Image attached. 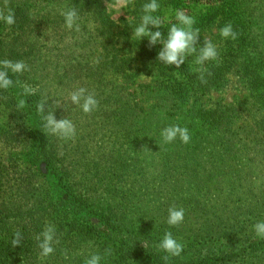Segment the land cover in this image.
<instances>
[{
	"label": "trees",
	"instance_id": "trees-1",
	"mask_svg": "<svg viewBox=\"0 0 264 264\" xmlns=\"http://www.w3.org/2000/svg\"><path fill=\"white\" fill-rule=\"evenodd\" d=\"M109 2L0 0L15 13L13 25L0 21V60L30 69L9 72L13 86L0 89V105L16 104L8 120L20 149L0 143V264H84L94 253L100 264H264V239L253 229L264 221V0H157L153 15L165 36L182 9L195 17L200 43L217 46L218 61L204 65L207 83L198 79L196 54L177 69L157 60L162 45L132 36L150 0L128 1V16L118 19ZM69 8L80 32L65 27L61 12ZM228 23L235 40L219 34ZM141 75L148 79L138 82ZM24 84L33 95H22ZM232 85L246 92L243 102L211 97ZM78 87L99 101L91 119L68 98ZM19 99L27 101L21 110ZM41 100L56 119L74 123L73 139L44 133ZM243 119L261 134L244 137L236 127ZM173 124L188 128V143L162 142L161 130ZM173 205L184 220L170 227ZM46 224L59 243L41 257L35 237ZM17 230L23 239L12 247ZM166 231L184 245L167 262L156 248Z\"/></svg>",
	"mask_w": 264,
	"mask_h": 264
},
{
	"label": "clouds",
	"instance_id": "clouds-1",
	"mask_svg": "<svg viewBox=\"0 0 264 264\" xmlns=\"http://www.w3.org/2000/svg\"><path fill=\"white\" fill-rule=\"evenodd\" d=\"M128 0H116L117 5H124ZM160 9V4L157 0L143 4L140 23L133 29L132 36L139 40L147 37L149 46L157 44L162 45L158 52L157 60L169 65L175 66L177 69L185 63L188 56L196 54L195 63L201 67L196 69L199 72L198 79L201 83H207L205 73L211 75V72L204 67L207 61H218L219 53L217 46L208 38H204L203 43H200V29L195 28L196 19L188 15L184 10L177 9L175 19L177 23L172 24L166 36L159 30L163 26V21L159 16L153 15ZM64 17V24L68 30L81 31L78 23L79 15L75 8H69L61 12ZM0 21L11 26L15 23V13L8 9L6 12L0 9ZM152 26L156 31L150 30ZM220 36L224 39L231 38L235 40L237 33L233 30L231 23L226 24L220 29ZM30 70L28 65L23 61H12L9 59L0 60V89H8L13 86L14 81L9 77V72L12 74H22L24 71ZM22 95H33L34 89L28 84L22 85ZM71 103L77 105L85 114H91L99 106V101L95 98V92L89 91L85 87H78L71 91L68 95ZM27 106L25 99H19L17 102V110H21ZM58 106V105H57ZM47 108V111H46ZM37 113L43 120L44 133L54 135L62 140L73 139L76 135V127L74 123L67 117L56 119L51 106L47 105L46 100H41L36 105ZM162 142L165 144L171 143L177 138L183 143L190 141V134L187 127H181L179 124H173L164 127L161 130ZM167 224L170 227H175L181 224L184 220V209L175 205L168 208ZM255 235L264 239V221H258L253 225ZM23 239L22 233L17 230L11 240L12 247L21 244ZM38 241L40 256L47 257L51 255L55 249L53 243H59L56 239L55 226L46 224L44 230L35 237ZM158 250L166 253L163 256L164 261H168L170 257H178L184 249V245L174 238L171 231H166L156 245ZM110 249H105V255H110ZM102 256L99 253L92 254L84 261V264H100Z\"/></svg>",
	"mask_w": 264,
	"mask_h": 264
},
{
	"label": "rangeland",
	"instance_id": "rangeland-1",
	"mask_svg": "<svg viewBox=\"0 0 264 264\" xmlns=\"http://www.w3.org/2000/svg\"><path fill=\"white\" fill-rule=\"evenodd\" d=\"M130 1V0H128ZM128 3L124 5H117L116 0H112V2H109L107 4L108 9L111 13V16L114 19H118L119 17L122 16H128ZM148 78L144 77L143 75L138 77V82H142L145 80H147ZM137 89L140 91L139 87H133L131 89ZM246 96V92L242 91L241 89L238 88H234V86H230V89L225 90L224 92L221 93H214L211 95V97L215 100L217 98H222L224 100V102L226 103H232V104H238V102H243L244 97ZM139 104H141V102H139ZM143 107H148V103H144L142 102L141 104ZM154 105V103H151L150 106L152 107ZM15 107L16 104L14 102L8 101L7 100V104L4 105H0V128L2 130V132L4 133V139L5 140H0V143L2 141H9L10 142V148L12 149V153L17 152L18 155L20 154V149H16L13 148V143L14 141L12 140V133H13V127H14V123H12L11 120H8L9 116H13L15 115ZM77 111H80L81 109L76 106V108H74ZM82 111V110H81ZM89 118L91 117V114L88 115ZM241 116H243V118H247L245 114H241ZM160 117V116H159ZM91 119V118H90ZM249 120H242L238 123H236V127H241L242 129H240V132H247L249 135V139L252 140L254 139L256 136H259L260 130L258 128H256L255 123H250L248 122ZM83 125L87 124V123H82ZM91 124V123H90ZM95 123H92V125H94ZM11 133V134H10ZM244 137H246L245 134H243ZM87 140V139H84ZM252 163V167L253 169H257L260 167V163H258L257 161L254 163L253 161ZM39 179V184H41L42 187H48V185L44 182V180L42 178H38ZM37 188H39L40 190H42V188L36 186Z\"/></svg>",
	"mask_w": 264,
	"mask_h": 264
}]
</instances>
